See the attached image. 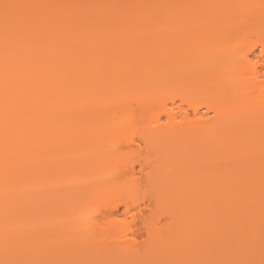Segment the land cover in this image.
<instances>
[{
    "label": "bare ground",
    "instance_id": "obj_1",
    "mask_svg": "<svg viewBox=\"0 0 264 264\" xmlns=\"http://www.w3.org/2000/svg\"><path fill=\"white\" fill-rule=\"evenodd\" d=\"M152 1L0 0V264H264V242L257 241L264 239V89L259 73L243 68L255 52L243 48L239 55L214 59L207 58L209 47L182 39L163 43L160 37L134 38L113 44L109 37L101 42L96 36L98 30L110 34L122 27L130 34L146 30L159 35L163 29L176 33L181 18L198 17V3L188 1L192 5L187 2L181 11L169 6L170 0ZM239 1L232 3L239 14L234 12L225 23L213 20L207 26L209 34L227 38L232 30L240 36L252 28L257 14L264 20L262 0ZM241 18L245 27L240 31ZM236 33L229 37L237 38ZM238 57L242 64L236 65ZM259 58L264 63V46ZM225 65H234L233 75L209 80V96L191 106L197 117V107L213 104L229 149L245 143L238 157H225V150L217 157L200 153L198 148L202 151L210 144V124L198 118L187 123L186 113L172 135L152 130L140 136V144L116 145L113 151L107 149L111 153L91 135H45L37 143L32 139L37 127L48 131L70 126V121L77 126L110 113L136 120L142 113L155 112L175 120L180 111L170 112L166 105L153 111L152 104L164 97V89L172 106L176 97L186 103L196 100L189 94L191 86L173 84L180 80L179 72L195 74ZM87 83L94 87L90 95L83 90ZM116 84L117 90H108ZM168 84L179 90L177 96ZM124 85L135 94L119 105L114 100ZM185 134L190 145L181 150L172 136ZM37 172L43 177V190L48 188L38 201L32 184ZM217 198L220 204L213 202ZM88 202L94 209L82 226H69L68 214ZM120 208L124 211L118 219ZM38 210L44 222L55 223H41L48 228L43 233L36 228L37 217L30 214Z\"/></svg>",
    "mask_w": 264,
    "mask_h": 264
},
{
    "label": "rangeland",
    "instance_id": "obj_2",
    "mask_svg": "<svg viewBox=\"0 0 264 264\" xmlns=\"http://www.w3.org/2000/svg\"><path fill=\"white\" fill-rule=\"evenodd\" d=\"M152 1V0H151ZM158 1V0H157ZM163 1V0H162ZM168 1V0H167ZM166 1V2H167ZM174 1V0H173ZM172 0H170L169 2H172V4H174V6L172 4H169V6L174 9V10H178L180 9L182 11V9L184 7H186L187 5V2H194L195 5L196 3L197 6H198V17L196 16L195 14V17L196 20H188V19H183L181 18V21L177 22V24L175 26H178L179 29L177 30L178 32L174 33L172 32L171 30L169 29H163L161 30L159 33V35L155 34V33H152V34H149L151 33L150 31H146L144 30L142 32V34H130V33H127L126 30H124L123 28L125 27H122V28H115L114 31L110 34H108L105 30H98V33H96V36L100 39V41L102 42L104 39H107L109 37V40L114 44L116 42H119L120 40H135L134 38H137L136 40L137 41H154V39L156 37H160V40L163 42V43H172L174 41H176V39H182L183 41L187 42V41H192L194 44L196 45H199V46H202V47H205V48H208V57L207 58H214V59H218L222 56H227V55H235V54H238L239 53H243L244 51L242 50L244 48V50H250V49H253L254 52H255V56L252 58L251 62L243 67L245 69L246 72L248 73H251L252 74V71L255 70L256 72L259 73V76H258V82L260 83L261 87L264 89V63H262L261 59L259 58L260 56V51L262 49V46H264V20H261L260 17H257L258 14H257V11L255 12L257 14L256 17L255 14H253L254 16V20L253 22L251 23L252 24V28L250 30H247V32L245 34L242 33V35H237L238 33H236V31H228V36L227 38L224 37V36H221V37H216V36H212L211 34H209L207 31V26L211 23V22H214L213 20L217 21L218 22V19H222V21H224V23L226 22V20L229 18V17H233V14L234 12L235 13H238L237 11V8H234L233 7V4L232 3H235V0H175L173 2ZM197 1V2H195ZM210 1L212 2L210 4ZM228 1V3H226ZM239 1V0H238ZM245 1V0H244ZM264 2V0H262ZM153 5H155V2L152 1ZM159 2V1H158ZM188 4H191L189 3ZM240 4H242L241 0L239 1ZM168 3V2H167ZM166 3V4H167ZM180 3V4H179ZM225 3V4H224ZM186 4V5H185ZM215 4V5H214ZM232 4V6H231ZM239 4V3H237ZM192 5V4H191ZM194 6V4H193ZM235 6V5H234ZM239 9V6H240V9L242 8L241 5H236ZM235 6V7H236ZM157 6H155L156 8ZM154 8V7H153ZM160 8V7H158ZM165 8V7H164ZM171 8V9H172ZM196 8V6H195ZM237 11H235L234 9ZM152 9V7H151ZM163 9V8H162ZM187 9V8H186ZM161 10V8H160ZM173 10V11H174ZM185 10V9H184ZM261 10V9H259ZM264 11V9H262ZM152 11V10H151ZM241 11V10H240ZM263 11H259L260 13H263ZM175 12V11H174ZM244 12V11H243ZM242 12V14H243ZM177 13V12H176ZM181 13V12H180ZM196 13V12H195ZM259 13V14H260ZM183 14V13H182ZM239 14V13H238ZM238 14L236 16H238ZM264 14V13H263ZM236 16H234L236 18ZM231 17V18H232ZM252 17V18H253ZM238 18V17H237ZM244 18V17H243ZM230 19V18H229ZM242 19V18H241ZM239 19V20H241ZM221 22V21H220ZM237 22V20H236ZM239 23H241L243 25V22H244V19L240 21H238ZM216 23V22H215ZM239 23H237L239 25ZM219 27L220 23H217ZM222 25H224L223 23H221ZM245 24V22H244ZM123 25V24H122ZM216 25V24H215ZM229 25V24H228ZM233 25H236V24H233ZM232 25V26H233ZM238 25H237V28H238ZM239 25V29L240 31L242 30L241 27H245L244 25ZM121 26V25H120ZM125 26V25H124ZM221 26V25H220ZM225 26V25H224ZM222 27V28H225V27ZM231 26V27H232ZM236 26H233L231 29H234ZM227 29V28H225ZM228 30V29H227ZM244 31V30H243ZM226 32V31H225ZM236 33L235 35L237 36V38H233V37H229L231 34L230 33ZM239 32V31H238ZM224 33V32H223ZM230 34V35H229ZM240 34V32H239ZM223 35H227V34H223ZM232 36V35H231ZM235 37V36H234ZM108 40V42H109ZM107 41V40H106ZM109 45H112L111 43H108V47H110ZM107 46V45H106ZM234 48L233 51L231 48ZM227 48H230L231 50H228ZM239 48V49H238ZM241 48V49H240ZM247 48V49H246ZM238 49V50H237ZM237 50V51H236ZM231 51V53H229ZM239 51V52H238ZM243 51V52H242ZM235 52V53H234ZM237 52V53H236ZM237 55V56H238ZM242 56V54H240ZM236 56V55H235ZM240 58V60L238 61V59ZM238 59H236L238 61L235 62L237 63L236 65L239 64V62L242 64V61H241V57H238ZM86 69V68H85ZM235 67L234 65H228L226 67V65L224 66V68L222 69H203L200 73H195V74H188L186 75V73H188L187 70H182L181 72H179L180 74V80L178 81H174L173 84H175L176 86L180 85V84H183V85H189L191 86L190 90L191 91L189 94L192 96V97H195L196 100H193L191 101V103H186V102H181V100H178L179 97H176L174 99V106H172V102L170 101V96L169 95V92L164 89L165 91V94H164V97L162 99H159V100H156L155 103L152 104V109L153 111H160L164 108V105H166V108L168 111H172L174 110L175 112L177 111H180V113H177L176 115V119L175 120H169L167 119L166 117L164 116H161V115H157L154 113H151V112H145V113H142L141 116L137 117L136 120H134L133 118L127 116V115H122V114H119V115H115L114 114L112 115V113L108 114L106 117L104 118H100L99 119H96L94 118V120L92 121H88V123L86 124H83L81 123L82 125H77V126H74L72 125V123L74 121H70L69 123L72 125L69 126L68 125H61V126H56V127H53L52 129L50 128V130L46 131L43 127H37L35 129H33V131H31L32 133V139L33 141L36 143L38 142L39 138L41 137H44L45 135L49 137V135H53V136H62V135H65V136H88V135H91L92 138L95 139L96 141V144L99 145V147H101L105 153H109L107 152V149L108 150H112L116 147V145H120L122 144L123 146L127 145V143H131L133 142V144H140V136L141 135H145L146 133H152L150 131H162L165 136H169V135H172L171 133L174 132V128L177 127V126H180L182 123H184V121H182V115L183 114H188V119L189 121L187 123H191V124H194L195 122V119L198 118L199 121L203 122V123H206V124H210V132H209V135H208V141L210 142L209 145H204V149L202 151H200V149L198 148L199 152L200 153H205L207 156H212V157H217L218 155L222 154V152L225 150V157H233L234 155L237 156V153L238 154H241L242 151L244 150L245 148V143L243 142H240L238 145H236L234 148L232 149H229L230 147L228 146V141L226 139V137L224 136V134H221L220 133V130H219V121L218 119L216 118V111H214L213 109V104L212 103H209L208 106H199L197 107V110H198V115L197 117L194 116V112H193V108L191 106L192 103L194 102H197L199 103L200 102V99L204 98V96H209L208 95V90L209 89V86H208V81L209 80H212L215 76H220L222 78H224L225 80L228 78L231 77L232 72L234 71ZM87 70V69H86ZM85 70V71H86ZM214 70L213 73H211V71ZM91 71V70H90ZM89 71V72H90ZM100 71V70H99ZM103 71V70H102ZM87 72V71H86ZM87 72V74L89 73ZM93 72V70L91 71ZM94 72H96V69L94 70ZM101 72V71H100ZM95 74V73H93ZM92 73H90V75H93ZM187 78H190L191 80L187 79ZM227 79V80H228ZM171 83V82H170ZM86 87L83 88V90L85 91L86 90V93L87 94H91V92L94 91V87L91 86V88H89V85L88 83L85 84ZM169 85V89H170V93L173 94V95H176L178 94V89H176L174 86H172L171 84H168ZM126 85H124L122 88H124ZM108 90L110 89H113V90H117V84L116 86H108ZM168 89V90H169ZM83 91V92H84ZM122 93L120 92L117 99L118 100H114V102H116L117 104L119 105H123V104H126L128 103V100L127 99H130V96L132 95L133 96V93H134V88H131L129 86H126L123 90L121 89ZM111 92H114V91H111ZM85 93V94H86ZM204 93H206L204 95ZM135 94V93H134ZM131 96V98H132ZM210 99V97H208ZM211 100V99H210ZM214 102V100H211ZM260 101H264V95L263 97L260 99ZM210 102V101H209ZM235 108H238V107H235ZM115 109H117L115 107ZM116 114L117 111L115 112ZM72 122V123H71ZM78 122V121H77ZM87 122V121H85ZM64 123V122H63ZM68 123V122H67ZM75 124V122H74ZM77 124V123H76ZM75 124V125H76ZM60 125V124H59ZM63 137V136H62ZM179 137V135H178ZM67 138V137H65ZM172 138L174 139H177L178 141V144L176 143L175 141V144H177L180 148H182L181 150H185L187 149V147L189 148L188 145L189 142L187 140V136L186 134L181 136L179 139L175 136ZM43 139V138H42ZM68 139V138H67ZM191 143V142H190ZM39 144V143H38ZM44 145V144H43ZM41 146V145H40ZM45 146V145H44ZM115 146V147H114ZM121 146V145H120ZM191 146H195L196 147V143H193ZM98 147V149H99ZM106 150H105V148ZM175 147V146H174ZM202 147V146H201ZM38 148V147H37ZM179 148V149H180ZM191 148V147H190ZM196 148V149H197ZM43 149V148H42ZM195 148H193L194 150ZM229 149V150H228ZM45 150V149H44ZM176 150V149H175ZM178 150V149H177ZM196 150V151H198ZM37 151V150H36ZM39 151V150H38ZM37 151V152H38ZM180 151V150H179ZM187 151V150H186ZM185 151V152H186ZM41 152V151H40ZM101 152V151H100ZM177 152V151H176ZM42 153V152H41ZM40 153V154H41ZM103 153V152H102ZM111 153V152H110ZM188 153V152H187ZM39 154V153H38ZM37 154V155H38ZM43 154V153H42ZM168 154V153H167ZM180 154V153H179ZM234 154V155H233ZM182 155V154H181ZM204 156V155H203ZM224 156H222L221 158H223ZM41 160V159H40ZM223 160V159H222ZM226 161V160H225ZM35 166V165H33ZM43 166V165H42ZM34 168V167H33ZM38 168V167H36ZM110 169V168H108ZM39 172V169L37 170ZM41 171V169H40ZM70 171V170H69ZM103 171V170H102ZM38 172L36 174V177L34 178V180L32 179V184H34L33 188L35 192H33L35 194V197H37V201H38V198L41 194L42 191H45L43 190V186H42V179L41 177L38 176ZM73 172V171H72ZM165 172V170H164ZM36 173V172H35ZM44 173V171H43ZM71 173V172H69ZM68 173V174H69ZM106 173V172H105ZM165 173H168V172H165ZM66 174V173H65ZM67 174V176H68ZM73 174V173H72ZM214 174V173H213ZM52 176V175H51ZM45 177V176H44ZM47 177V176H46ZM50 177V176H49ZM57 177V176H56ZM59 177V176H58ZM70 177V175H69ZM69 177L67 178L68 180ZM64 178H66V176H64ZM209 178V177H208ZM214 178V177H213ZM23 179V178H22ZM46 180V179H45ZM54 180V179H52ZM59 180V179H58ZM73 180V179H72ZM211 180V179H210ZM216 180V179H214ZM63 181V180H62ZM212 181V180H211ZM215 182V181H214ZM30 183V182H29ZM44 183V182H43ZM52 183V182H51ZM66 183V182H64ZM63 183V184H64ZM69 183V182H68ZM219 183V182H218ZM31 184V183H30ZM67 184V183H66ZM71 184V183H70ZM216 184V183H215ZM222 184V183H221ZM53 185V183H52ZM214 185V184H213ZM212 185V186H213ZM217 185V184H216ZM220 186V185H219ZM222 186V185H221ZM32 187V186H31ZM49 187H50V184H49ZM54 187V186H53ZM223 187V186H222ZM225 187V186H224ZM66 188V187H65ZM211 188V187H210ZM216 188V187H214ZM216 190V189H215ZM197 192V191H196ZM195 192V193H196ZM211 192H214V191H211ZM210 192V193H211ZM222 192V191H221ZM25 194V192H23ZM43 193V192H42ZM194 193V192H193ZM203 193V192H202ZM217 193V192H215ZM225 192H222L221 195H223ZM198 194V193H197ZM196 194V196H198ZM220 194V193H218ZM217 194V196H219ZM229 194V193H228ZM17 195V194H16ZM27 195V194H26ZM225 195V194H224ZM15 196V195H14ZM21 196V195H20ZM19 196V198H20ZM25 196V195H24ZM30 196V195H29ZM187 196V195H186ZM189 196V195H188ZM195 196V195H194ZM217 196L214 195V197L216 198ZM41 197V196H40ZM48 197V196H47ZM190 197V196H189ZM200 197V196H199ZM209 197V196H208ZM220 197V196H219ZM218 197V198H219ZM222 197V196H221ZM220 197V198H221ZM225 200H227L228 196L225 195ZM17 198V197H16ZM32 198V197H31ZM187 198V197H186ZM201 198V197H200ZM218 198L217 200H213L216 201L215 203H217L218 201ZM223 198V197H222ZM15 199V198H14ZM23 199V198H22ZM20 199V200H22ZM27 199V198H26ZM30 199V198H29ZM34 199V198H33ZM46 199V198H45ZM185 199V198H184ZM190 199V198H189ZM192 199V198H191ZM206 199V198H205ZM25 200V199H24ZM207 200V199H206ZM210 200V199H209ZM212 200V199H211ZM221 200V199H219ZM224 200V199H223ZM16 201V200H15ZM18 201V200H17ZM26 201V200H25ZM185 201V200H184ZM195 201V200H194ZM198 201V200H197ZM195 201V202H197ZM200 201V199H199ZM21 202V201H19ZM192 202V201H191ZM194 202V203H195ZM205 202V201H203ZM210 202V201H209ZM207 202V205L208 203ZM219 202V201H218ZM223 202V201H222ZM225 202V201H224ZM189 203V202H187ZM193 203V202H192ZM191 203V204H192ZM198 203V202H197ZM206 203V202H205ZM221 202H219L220 204ZM18 204V203H17ZM36 204V203H35ZM214 204V203H213ZM28 205V204H27ZM189 205V204H188ZM195 205V204H194ZM212 205V204H211ZM224 205V203L222 204V206ZM19 206V205H18ZM25 206V205H23ZM227 206V205H226ZM21 207V206H20ZM206 207V206H205ZM211 207V206H210ZM220 207V206H219ZM28 208V207H27ZM37 208H38V205H37ZM123 208V207H122ZM120 208L117 212L119 216L117 217L118 219H121L122 218V214H123V211L124 209ZM224 208V207H223ZM221 208V209H223ZM15 209V208H14ZM22 209V208H21ZM31 209V208H30ZM32 209H33V206H32ZM94 209V203H86V204H83L81 207H79L78 209H76L75 211L73 212H70L68 214V222H69V226H82L81 222H83V218L89 213L91 212L92 210ZM35 210V209H34ZM42 210V209H41ZM205 210V209H204ZM207 210V209H206ZM209 210V209H208ZM220 210V209H219ZM19 210H16V212H18ZM37 211V209H36ZM36 211H33V213H30L31 215L34 216V219L37 221L38 225L36 226V228L38 229V227L40 228L38 231H42L43 233V230L47 231L48 228H42L41 227V223H44L46 221H50L48 218V220H46L45 222L42 220L44 218V213L42 214L39 210L38 212ZM43 211V210H42ZM48 211V210H47ZM212 211V210H211ZM210 211V212H211ZM215 211V210H214ZM217 211V210H216ZM224 212V210H222ZM6 212V211H5ZM4 212V213H5ZM20 212V211H19ZM32 212V211H31ZM28 213V212H27ZM26 213V214H27ZM46 213V212H45ZM209 214V213H207ZM222 215L224 213H221ZM10 215V213H9ZM15 215V214H14ZM24 215V214H22ZM29 215V214H28ZM53 215V214H52ZM264 215V214H263ZM46 216V215H45ZM50 216V215H49ZM225 216V214H224ZM5 217V216H4ZM10 217V216H8ZM12 217V216H11ZM31 217V216H30ZM29 217V218H30ZM52 217V216H50ZM16 218V217H15ZM20 218V216L18 217ZM21 218H23L21 216ZM28 218V219H29ZM1 219V218H0ZM13 219V218H12ZM33 218H31V221H32ZM33 219L31 223H35V220ZM51 219V218H50ZM9 220V219H8ZM22 219H20L21 221ZM54 221V216H53V219ZM2 221V220H1ZM5 221V220H4ZM18 220L16 219V222ZM27 221V220H26ZM7 222V221H6ZM13 222V221H12ZM25 222V221H24ZM55 222V221H54ZM27 223V222H26ZM25 223V225H26ZM36 223V224H37ZM51 223V221H50ZM48 222V224H50ZM48 224H46L47 227L51 228L50 226H53V225H50L48 226ZM51 224H55V223H51ZM33 225V224H31ZM35 226V224H34ZM45 226V225H44ZM28 227V225H27ZM33 228V226H30ZM25 230H28V228L26 229V226L24 227ZM31 230H35V233H38L36 232L37 229L33 228ZM30 230V231H31ZM34 234V233H32ZM41 234V233H40ZM39 235V234H38ZM38 235H36L38 237ZM262 238V237H260ZM264 239L262 238V240H257L260 244H261V241H263ZM256 241V242H257ZM255 242V243H256ZM257 242V243H258ZM256 243V245H258ZM259 244V245H260ZM254 245V244H253ZM252 245V248L255 246ZM264 244L262 243V248H264L263 246ZM261 248V245L258 247V249ZM260 249V250H264V249ZM254 249H257V247H255ZM259 250V251H260ZM262 252V251H261ZM264 252V251H263ZM262 252V253H263ZM261 254V253H260ZM38 256L40 257L41 255L38 254L36 258H38ZM38 260H40L38 258ZM39 262V261H38ZM37 264H41V263H37Z\"/></svg>",
    "mask_w": 264,
    "mask_h": 264
},
{
    "label": "snow or ice",
    "instance_id": "obj_3",
    "mask_svg": "<svg viewBox=\"0 0 264 264\" xmlns=\"http://www.w3.org/2000/svg\"><path fill=\"white\" fill-rule=\"evenodd\" d=\"M6 7H8V6H6Z\"/></svg>",
    "mask_w": 264,
    "mask_h": 264
}]
</instances>
